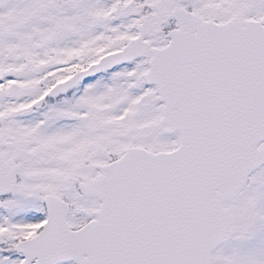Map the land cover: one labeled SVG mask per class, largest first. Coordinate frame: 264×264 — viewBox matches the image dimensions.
<instances>
[{
	"label": "snow or ice",
	"instance_id": "1",
	"mask_svg": "<svg viewBox=\"0 0 264 264\" xmlns=\"http://www.w3.org/2000/svg\"><path fill=\"white\" fill-rule=\"evenodd\" d=\"M0 264H264V0H0Z\"/></svg>",
	"mask_w": 264,
	"mask_h": 264
}]
</instances>
